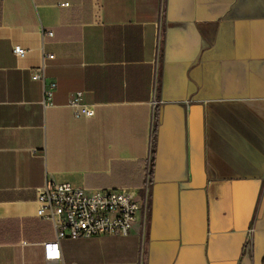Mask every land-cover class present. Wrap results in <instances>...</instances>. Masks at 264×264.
<instances>
[{"label": "crops", "instance_id": "1", "mask_svg": "<svg viewBox=\"0 0 264 264\" xmlns=\"http://www.w3.org/2000/svg\"><path fill=\"white\" fill-rule=\"evenodd\" d=\"M47 182L146 193L143 227L47 262ZM63 263L264 264V0H0V264Z\"/></svg>", "mask_w": 264, "mask_h": 264}, {"label": "built area", "instance_id": "2", "mask_svg": "<svg viewBox=\"0 0 264 264\" xmlns=\"http://www.w3.org/2000/svg\"><path fill=\"white\" fill-rule=\"evenodd\" d=\"M61 5H68L67 2ZM52 35V31L44 32ZM17 56H23L26 50L15 45L12 49ZM51 58L52 54H44ZM33 80L43 86L44 104L49 100L56 88L55 81H46L43 66L32 73ZM75 118L91 117L93 108L83 102L81 91L74 92L67 101ZM146 187L150 172V157L145 162ZM39 204L36 214L53 223L55 237L42 242V256L47 262H63L60 239L69 237L78 239L96 234H128L134 222L141 217L143 227L148 208L146 193L136 199L128 188H102L93 191L74 186L69 182H47L37 191ZM72 264V263H63Z\"/></svg>", "mask_w": 264, "mask_h": 264}, {"label": "rangeland", "instance_id": "3", "mask_svg": "<svg viewBox=\"0 0 264 264\" xmlns=\"http://www.w3.org/2000/svg\"><path fill=\"white\" fill-rule=\"evenodd\" d=\"M69 250L71 253H73L75 251V246L74 245H70Z\"/></svg>", "mask_w": 264, "mask_h": 264}]
</instances>
